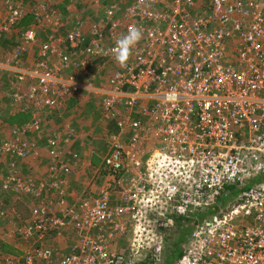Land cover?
I'll use <instances>...</instances> for the list:
<instances>
[{
    "label": "built area",
    "instance_id": "obj_1",
    "mask_svg": "<svg viewBox=\"0 0 264 264\" xmlns=\"http://www.w3.org/2000/svg\"><path fill=\"white\" fill-rule=\"evenodd\" d=\"M48 1L40 0V11ZM19 7L0 23V42ZM102 11L86 35L74 29L66 39L55 18L31 63L22 56L38 42V26L26 30L23 47L3 53L9 106L30 118L12 127L1 151L12 160L10 170L19 169L28 158L24 139L41 133L68 100L99 96L104 120L118 127L101 166L111 180L126 178L118 180L125 185L120 203L113 206L114 190L104 189L66 200L60 210L71 175L64 162L48 165L37 182L18 180L32 201L20 232L28 246L0 264H161L170 217L207 215L220 197L226 206L193 226L173 264H264V0H113ZM135 28L142 38L121 64L116 42ZM259 176L234 196L227 191ZM67 233L68 253L55 259L47 238ZM127 234L123 252L116 240Z\"/></svg>",
    "mask_w": 264,
    "mask_h": 264
},
{
    "label": "trees",
    "instance_id": "obj_2",
    "mask_svg": "<svg viewBox=\"0 0 264 264\" xmlns=\"http://www.w3.org/2000/svg\"><path fill=\"white\" fill-rule=\"evenodd\" d=\"M75 3V0H73ZM98 4H99V18H101L102 15V8L105 7L110 0H98ZM39 2H35L34 0H29V7L28 9L23 5L17 8V17L16 20L13 23V28L10 31V34H8L7 36H4L3 38H1V41H7V39H9V37H13L15 36V34H20V38L17 41V45H20V47H23L22 44V36L24 35V33L26 32L27 29L35 27L37 28V26L40 28V30H38L37 33V40L38 42L35 44V47H39L40 45H42V43L45 42L47 34L49 32L53 33L54 31V27L49 25L48 23V19H44L42 18V16L40 15L39 18L36 13H40V5ZM42 3V2H41ZM45 4V3H44ZM49 5V7H48ZM76 6V3H75ZM46 10L47 12L51 15V11L55 12L56 15H53V19L55 21L56 20L60 21V23L62 24V26H59L57 28V33H66L67 30H73V29H77V28H82L84 31L89 30V26H87V24L84 25V27H82L81 23H90L88 20H86L85 18H83L84 21L78 20L76 18H81L82 15L78 14V9L74 7V4L72 2V0H64L62 1L59 5H55L54 3L48 1L45 4ZM77 7V6H76ZM70 9H74L75 13H73L72 15L70 14V12L68 13L67 11ZM80 13L82 11H79ZM4 15V19L8 17V11H3ZM78 14V17H76ZM9 18V17H8ZM70 18V21H69ZM40 19V20H39ZM61 21H64V23H62ZM67 21V23H65ZM56 22V21H55ZM40 34H43L44 36L42 37ZM15 39V38H13ZM2 44V43H1ZM16 45V44H15ZM16 45V46H17ZM68 43H64L62 42L61 47H63L65 50H68ZM36 47V48H37ZM30 50V51H29ZM28 53V57L24 58ZM31 56L35 57V49L34 51H32V49H28L27 51L24 52V56H22V61H26L27 63H31L34 60V57L31 58ZM1 81H5L7 84L11 85L10 82L8 81V77L5 73H3L2 71H0V84ZM97 85L100 84L98 81L96 83ZM83 96H87L90 98H97V96L92 95L90 93L87 92H83L82 95ZM82 97L80 98V100H82ZM80 100L75 101L74 99L68 100L65 103V108L64 109H69V111H71L72 109H74L76 105L79 104ZM5 101V100H4ZM2 104L0 103V106ZM9 103L6 105V107H2L0 110H2L4 113H0V127L2 129H5L4 131L11 133L12 129L11 126L16 125V126H20L21 124H23L24 122H26L27 120H29V115L26 114H21L19 112V110L17 109V111L15 112L14 110H16L15 108H9ZM6 108V109H5ZM18 108V107H17ZM101 111H102V104H101ZM13 111V112H12ZM71 113V112H70ZM13 114V115H12ZM57 114H52V116H56L57 118ZM102 114V113H101ZM47 120V119H46ZM45 120V122H46ZM64 120V119H63ZM66 123V125L69 123V121L66 119L64 120ZM114 129L113 132L110 130H106L104 129L99 136H95L96 139H98L96 142L100 143V136L104 135L106 136V142L104 144V148H106V145L108 143V139H110V137L112 135H114L115 133L118 132V127L115 125V123H112ZM98 126V125H97ZM9 128V129H7ZM48 130V137L50 138V136H53V131L49 130V127H47L45 129V131ZM100 132V131H99ZM42 135V134H41ZM40 133H38L35 137L33 138H26L24 139V143L27 147V156L28 158L24 161H22L19 165V169L12 171L9 168V163H11V159L10 158H5L3 156L0 155V235H2V239L0 240V252L2 253H7L10 252L7 248H6V238H8L10 235L14 236V239L16 240V244L17 243H21L25 246L26 243H24L22 241V239L19 236V232H18V227L13 228L11 225L13 224L12 219H13V212L11 211L14 208H17L19 203H22V200L27 202L28 205L32 203L31 198H29L28 196H25V194L23 192H20L18 186L16 185V182L18 180L21 181H34L37 182L39 180V178H44V176H42L41 174L38 173V171L36 170L37 168L35 167V164H32L30 162V159L32 158H39V156H42L44 154V156H42V158L46 159V166L48 165H54L57 168H59V166L61 165V162H65L64 160V156L63 154H59L57 156H53L51 154V152L55 151H59L58 150V143L55 139H44L41 138ZM108 135V136H107ZM34 139V138H37ZM104 138V137H103ZM11 139V136L6 137V139H3L0 141V152L1 151V146L2 143L4 141H7ZM63 140V139H62ZM65 140L68 141V139L65 138ZM61 141V140H60ZM53 142L55 143V145L52 147L51 144H53ZM96 144V143H94ZM51 146V147H50ZM103 147V146H102ZM60 148V147H59ZM105 150V149H104ZM43 153V154H42ZM106 174V172H101L98 173V175H104ZM120 177H116L114 178V180H119ZM126 179V178H125ZM264 179V178H263ZM262 178L256 177L254 178L252 181H250L248 184H245L243 186H232L230 188H227V191H229V193L232 194V196L236 195L240 190H244L247 189L250 185H254L257 184L258 182H260L261 180H263ZM111 181V179H110ZM70 198L64 199V201L66 202V200H68ZM227 199L224 198H219L216 202V209L218 210V207H224L227 204ZM31 202V203H30ZM63 202V200H62ZM116 204H114L115 206ZM6 207V208H5ZM217 211L214 214H216ZM211 214V213H209ZM209 215H204L201 213H195L192 214L188 217H170V216H166L165 218L168 220V218L170 217L171 220L173 221V225L172 227L166 232V233H162V237L165 241V243L167 244L165 246V254L164 257L161 261V264H173L178 258H180L184 252V248L185 245L187 243V238L189 233L192 231V228L194 225H196L197 223H201L205 220L206 217H208ZM12 222V223H9ZM10 234V235H9ZM121 241V240H120ZM122 243V242H121ZM27 248V247H26ZM25 251H22V253H24ZM13 252L9 253L12 254ZM4 256L0 254V262H2V260L6 259L7 257H4V259H2Z\"/></svg>",
    "mask_w": 264,
    "mask_h": 264
},
{
    "label": "crops",
    "instance_id": "obj_3",
    "mask_svg": "<svg viewBox=\"0 0 264 264\" xmlns=\"http://www.w3.org/2000/svg\"><path fill=\"white\" fill-rule=\"evenodd\" d=\"M113 1V0H110ZM92 4V3H91ZM93 5L95 3L93 2ZM202 4H199V11L201 12L202 9H200ZM97 8V6H96ZM93 10V9H92ZM71 14V12H70ZM87 26H89V23H87ZM106 69L110 70L111 72L112 68L110 66H105ZM92 78L97 79L95 74H91ZM99 83H101L99 80H97ZM82 97V96H81ZM82 99L84 101L79 102L78 105L74 106V114H70V117H64L62 113L69 114L72 113V110L69 111V109H64L61 113L57 114L56 116H50L47 120L50 121L48 127L49 130L53 131V136L48 135V130L45 131L47 128L46 124L43 123V128L41 130V138L44 139H55L58 143V150L62 152L64 155V160L66 163L69 164L71 167V175L69 177V189H68V199L67 201H74L76 199H80L84 196H94L97 195L100 189L106 188L109 191H112V188H115V196H113V202L114 204L120 203V195H118L121 192L120 182H118L116 185L114 184L112 187V181H110L109 177L111 175H108L107 173L104 175H98V173L106 172L103 170L101 163L102 158L105 154V148L104 144L106 142V136L101 135L100 136V143H97L96 141L98 139L95 138V136H99V134L104 130L112 131L113 132V125L111 123H106V121L103 118V115L101 114V97L97 96V98H90L87 96H83ZM86 105H85V104ZM84 104V105H82ZM80 108L81 113L76 115V109ZM87 111L86 113L82 111ZM76 112V113H75ZM82 114L81 116H79ZM23 115V114H22ZM62 115V117H61ZM95 115L97 117H95ZM72 116V117H71ZM81 118V119H80ZM68 119L70 122L66 125L64 120ZM79 119V120H77ZM98 125V126H97ZM100 131V132H99ZM37 135V134H36ZM108 136V135H107ZM35 137V136H33ZM32 137V138H33ZM104 137V138H103ZM68 139L67 140H65ZM38 140L37 138H34ZM63 139V140H62ZM61 140V141H60ZM96 143V144H94ZM104 143V144H103ZM55 143L51 144L53 147ZM50 146V147H51ZM103 146V147H102ZM60 147V148H59ZM27 150V147H26ZM43 154V153H42ZM77 155L78 158L73 159V156ZM5 155V154H4ZM44 156V154L42 155ZM42 156H39V158H32L30 159V162L32 164H35L36 170L39 174L44 176V178L47 177V169H45V164H43V161H46L45 158H42ZM84 164H82L81 163ZM119 180H125V177L123 178L120 176ZM105 184L106 186H101V184ZM116 186V187H115ZM66 203V204H65ZM58 208L62 205L63 207L69 206L68 202H58L57 203ZM60 207V210H63L64 208ZM15 214H18L21 218H24L26 221H28V216L30 212V205H28L27 202L22 200V203H19L17 208L12 209ZM217 210L212 211V213H215ZM14 218V217H13ZM207 219V218H206ZM167 231H164L166 233ZM190 234V233H189ZM10 235V234H9ZM189 236V235H188ZM2 235H0V240H3ZM72 236L67 235L64 236L63 239H51L47 238L46 244L49 245L51 248L54 247L55 259H60L63 255L68 253V249L71 246L72 242ZM128 240V234L126 237L123 238V241L116 240V243H121V245H117V247L125 252L126 250V243ZM6 248L10 251L7 253H1L4 257H16V256H22V251L27 250V246L17 243L14 239L13 235H10L8 238H6ZM166 246V245H165ZM115 250V247H114ZM13 252L12 254H9ZM21 262V260H20ZM40 264V263H38Z\"/></svg>",
    "mask_w": 264,
    "mask_h": 264
},
{
    "label": "rangeland",
    "instance_id": "obj_4",
    "mask_svg": "<svg viewBox=\"0 0 264 264\" xmlns=\"http://www.w3.org/2000/svg\"><path fill=\"white\" fill-rule=\"evenodd\" d=\"M35 2H39L40 0H34ZM50 2H52V3H54L56 6L57 5H59L62 1H64V0H49ZM95 1H97V2H99L98 0H75V3H76V6H75V3H74V1L72 0V2H73V4H74V7L75 8H77L78 9V14L80 15H83L81 18H85V19H87V17L89 18V19H87V20H93V18L94 17H96V18H94V20H98L99 19V11H100V9L99 8H96V5H93V2L95 3ZM29 0H0V23H2V21L4 20V13H3V11L5 10V11H12L13 10V8L16 6V5H20V6H22V8H23V5L28 9V7H29ZM92 3V4H91ZM23 4V5H22ZM69 9V8H68ZM93 9V10H92ZM75 10L74 9H70V10H68L67 12L69 13V12H71V15L73 14V13H75L74 12ZM79 11H82L81 13L79 12ZM53 11H51V13H52ZM78 14H77V16H78ZM99 14V15H98ZM39 15H41L42 16V18L44 17V19H50L49 21H48V23H56L55 21H54V19H53V21H51V16H53V15H56V13L55 12H53V14H49L45 9L44 10H42V11H40V13H39ZM69 21H70V18H69ZM62 23H64V21H61ZM60 23V21L58 20V22H57V24H59ZM65 23H67V21L65 22ZM54 27H55V25H54ZM42 37L44 36L43 34H40ZM13 38H15V39H13ZM19 38H20V34H15V36H13V37H9V39H7V41L5 42V41H3L2 42V44H1V42H0V59H1V57L3 56V53L4 52H6V54L11 50V49H13L18 43H17V41L19 40ZM16 44V45H15ZM37 47V46H36ZM36 47L35 46H33L32 47V51H34V49H36ZM31 58H33V56H31ZM1 83L2 84H0V103L2 104L1 106H0V109L2 108V107H6V105L8 104V98H7V94L10 92V85L9 84H7L5 81H1ZM5 100V101H4ZM81 101H84V99H82ZM85 104V103H84ZM84 104H82V105H84ZM86 105V104H85ZM10 108V107H9ZM6 109V108H5ZM16 110H14L15 112L17 111V107L15 108ZM82 109V108H81ZM74 110L75 109H73L72 110V113H69V114H67L68 112H66V113H62V115L64 116V117H70L69 115L70 114H72V116H73V114H74ZM82 111H84L83 109H82ZM13 112V111H12ZM77 112V113H76ZM76 115L77 114H79V113H81V110H80V108H77L76 109ZM85 113L87 112V111H84ZM0 113H4L2 110H0ZM6 113V112H5ZM4 113V114H5ZM21 113V112H20ZM22 114V113H21ZM13 115V114H12ZM62 115H61V117H62ZM82 114H80L79 116H81ZM71 116V117H72ZM95 117H97L96 115H95ZM81 119V118H80ZM68 120V119H67ZM77 120H79V119H77ZM69 121V120H68ZM70 122V121H69ZM49 123H50V121H48L47 123L46 122H44V124H46V126L48 127V125H49ZM14 126H16V125H13V126H11V128L12 127H14ZM7 129H9V128H7ZM5 129H3V130H0V141L1 140H3V139H6V137H9V136H11L12 135V133H8V132H6V131H4ZM5 154V155H4ZM0 155L1 156H3V157H5V158H9V155L8 154H6V153H3V152H0ZM64 156V155H63ZM78 158V157H77ZM46 163V161H43V164H45ZM81 163H82V161H81ZM83 164V163H82ZM84 165V164H83ZM47 166H46V164H45V169H47L46 168ZM71 169V168H70ZM109 179H110V177H109ZM112 181V187H113V185L115 184H117L118 183V180H111ZM124 182L123 181H120V187L122 188V187H124L125 185L123 184ZM101 186L103 187V186H106L105 184H101ZM116 187V186H115ZM104 189H106V188H103V189H100L99 190V192H98V194L102 191V190H104ZM113 190L115 189V188H112ZM97 194V195H98ZM97 195H95V196H97ZM6 208V207H5ZM213 213H211V214H208L209 216L207 217V219L208 218H210V216L212 215ZM170 220V219H169ZM206 220V219H205ZM204 220V221H205ZM164 221H166V220H164ZM13 228H16L17 227V225H14V226H12ZM67 234H69V235H71L70 233H67ZM58 239H63L62 237H59V238H57L56 240H58ZM165 245H167L166 243H165ZM53 248V256H55V254H56V252L54 251V247H52ZM2 259H4V257L2 258Z\"/></svg>",
    "mask_w": 264,
    "mask_h": 264
},
{
    "label": "clouds",
    "instance_id": "obj_5",
    "mask_svg": "<svg viewBox=\"0 0 264 264\" xmlns=\"http://www.w3.org/2000/svg\"><path fill=\"white\" fill-rule=\"evenodd\" d=\"M98 8V7H97ZM69 10H70V8H69ZM83 16V15H82ZM76 17H78V16H76ZM101 17H102V15H101ZM94 18H96V17H94ZM94 18H93V20H88L90 23H89V29H90V27H91V25H93V24H96V23H99L100 22V18L98 19V20H94ZM76 19H78V20H81V21H84L83 20V18H76ZM87 19H89L88 17H87ZM86 19V20H87ZM82 24V27H84V25L85 24H87V23H81ZM77 29H80V31H82V33L83 34H85L86 35V33L87 32H89V30H83L82 28H77ZM72 31H74V29L73 30H67V32L66 33H60L61 34V36L63 37V39H66L67 38V36L72 32ZM142 38V31L139 29V28H135V29H133L130 33H128L127 35H124L123 37H121L120 39H118L117 40V42H116V46H115V48H114V58H115V60L117 61V62H119V63H121V64H123L124 62H126L127 61V59H128V57H129V55H130V53H131V50H132V48L134 47V45L136 44V43H138L139 42V40ZM2 43V42H1ZM110 67H111V65H110ZM105 68V67H104ZM107 71V75H109V74H111V72L109 73V71L110 70H108V69H106L105 68V72ZM112 71V70H111ZM96 75V78L97 79H94L95 80V82L97 83V80H99L101 83H102V79H103V77H100L98 74H95ZM100 83V84H101ZM99 84V85H100ZM97 85V84H96ZM47 168V167H46ZM110 179H112L111 177H110ZM115 190V189H114ZM121 190V189H120ZM95 196V195H94ZM31 203V202H30ZM30 205V210H31V208H32V203L31 204H29ZM12 211V210H11ZM13 212V219H12V222H13V224L11 225V226H14V225H17V227H18V232H19V236H20V232H21V230L23 229V227L29 222V220H30V212H29V216H28V221H26L24 218H21L18 214H15L14 213V211H12ZM12 222H9V223H12ZM52 239V238H51ZM49 246V245H48ZM50 247V246H49ZM164 254H165V251H164V253H163V257H164Z\"/></svg>",
    "mask_w": 264,
    "mask_h": 264
}]
</instances>
